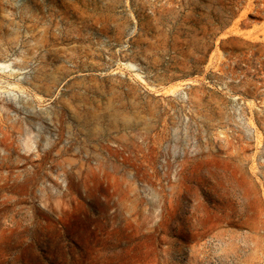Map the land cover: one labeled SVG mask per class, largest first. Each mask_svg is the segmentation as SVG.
I'll use <instances>...</instances> for the list:
<instances>
[{"label":"rangeland","instance_id":"obj_1","mask_svg":"<svg viewBox=\"0 0 264 264\" xmlns=\"http://www.w3.org/2000/svg\"><path fill=\"white\" fill-rule=\"evenodd\" d=\"M0 264H264V0H0Z\"/></svg>","mask_w":264,"mask_h":264}]
</instances>
